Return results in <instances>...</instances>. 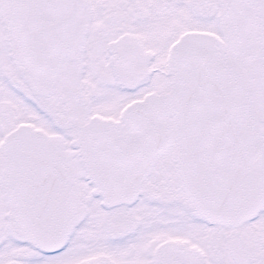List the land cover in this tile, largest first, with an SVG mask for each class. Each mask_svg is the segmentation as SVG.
<instances>
[{
	"label": "snow or ice",
	"instance_id": "obj_1",
	"mask_svg": "<svg viewBox=\"0 0 264 264\" xmlns=\"http://www.w3.org/2000/svg\"><path fill=\"white\" fill-rule=\"evenodd\" d=\"M0 264H264V0H0Z\"/></svg>",
	"mask_w": 264,
	"mask_h": 264
}]
</instances>
